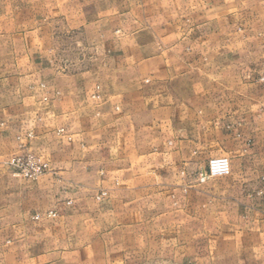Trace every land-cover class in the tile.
Segmentation results:
<instances>
[{
	"label": "crops",
	"instance_id": "obj_1",
	"mask_svg": "<svg viewBox=\"0 0 264 264\" xmlns=\"http://www.w3.org/2000/svg\"><path fill=\"white\" fill-rule=\"evenodd\" d=\"M7 2L0 264H264V0Z\"/></svg>",
	"mask_w": 264,
	"mask_h": 264
},
{
	"label": "built area",
	"instance_id": "obj_2",
	"mask_svg": "<svg viewBox=\"0 0 264 264\" xmlns=\"http://www.w3.org/2000/svg\"><path fill=\"white\" fill-rule=\"evenodd\" d=\"M22 150L12 154L6 163L13 169L14 174L29 179H37L49 170V164L39 155L31 152L26 145ZM231 172V159L228 156L214 157L210 159L208 171L200 174L201 181L212 176L228 175Z\"/></svg>",
	"mask_w": 264,
	"mask_h": 264
},
{
	"label": "rangeland",
	"instance_id": "obj_3",
	"mask_svg": "<svg viewBox=\"0 0 264 264\" xmlns=\"http://www.w3.org/2000/svg\"><path fill=\"white\" fill-rule=\"evenodd\" d=\"M9 14H10L9 13V4H8L7 0H0V94H4L5 88L8 91V94H10L11 92H15V93L18 92V83L8 82L7 84H4V81H3L4 78H6L10 73L12 75L14 74V70H13V67L11 66L12 64L10 62V58H9V56L7 54L8 53L7 52V50H8V42H7V39H6L5 35L3 34L5 32V30L7 28H9L8 27L9 26V22H10ZM96 94H98V93H96ZM26 147L31 152H33L27 145H26ZM21 150H22V148H20L19 151H21ZM19 151H17V152H19ZM33 153L36 154L35 152H33ZM36 155H38V154H36ZM8 158L4 160L5 166H7V167H9V165L6 163V160H8ZM208 166H209V163H208ZM9 169L14 174L13 169L10 168V167H9ZM207 171H208V167H207L206 170H204V172L206 173ZM204 172L202 171V172H200V174L204 173ZM200 174L198 175V182L199 183H203V184L209 182V180H211L213 178L218 177V176H212V177H208L204 181H201ZM15 176H18V175H15ZM19 177H22V176H19ZM22 178H25V177H22ZM26 179H29V178H26ZM31 180H36V179H31Z\"/></svg>",
	"mask_w": 264,
	"mask_h": 264
}]
</instances>
